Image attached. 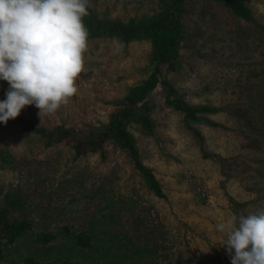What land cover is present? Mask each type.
Masks as SVG:
<instances>
[{"label":"rangeland","instance_id":"rangeland-1","mask_svg":"<svg viewBox=\"0 0 264 264\" xmlns=\"http://www.w3.org/2000/svg\"><path fill=\"white\" fill-rule=\"evenodd\" d=\"M243 1L250 19L216 0H184L179 65L161 67L175 96L218 111L188 125L158 86L152 132L128 124L164 197L110 140L103 154L76 156L65 140L49 145L13 119L0 123V264H231L215 225L264 208V0ZM89 9L127 22L160 4L91 0ZM87 43L77 93L50 115L25 106L26 119L77 130L106 123L110 101L151 71L148 39ZM8 88L0 80V92Z\"/></svg>","mask_w":264,"mask_h":264},{"label":"clouds","instance_id":"clouds-1","mask_svg":"<svg viewBox=\"0 0 264 264\" xmlns=\"http://www.w3.org/2000/svg\"><path fill=\"white\" fill-rule=\"evenodd\" d=\"M90 6L91 0H0V80L9 85L0 123L27 105L39 116L53 114L77 93L89 36L82 18ZM215 231L231 264H264V208L233 213Z\"/></svg>","mask_w":264,"mask_h":264},{"label":"trees","instance_id":"trees-1","mask_svg":"<svg viewBox=\"0 0 264 264\" xmlns=\"http://www.w3.org/2000/svg\"><path fill=\"white\" fill-rule=\"evenodd\" d=\"M216 1L221 2L243 19L251 18V11L243 0ZM183 2L184 0H159L160 9L157 12L151 15L131 17L127 22L99 17L90 9H88L89 15L82 18L89 33L88 37H116L123 44L132 40L148 39L151 43L152 68L149 75L139 84L130 87L124 96L110 101L116 107L106 123L90 124L85 130H77L62 124L47 128L39 124L33 116L26 119L21 112L13 121L22 130L45 137L49 145L65 140L72 146L76 156L96 151L103 154L104 143L110 140L126 151L134 168L144 179L148 188L155 195L164 197L161 184L152 170L145 166L141 160L135 138L129 131L128 124L135 122L146 131L152 132L154 122L150 115L154 103L150 96L158 86L164 91V103L168 107L182 112L188 125V121L203 120V117L199 115L218 111V108L208 105H187L180 97L175 96L173 85L162 76V65L171 71L179 65L180 41L183 37L181 16L185 10ZM4 99H6L5 94L0 92V101ZM191 129L193 130V128Z\"/></svg>","mask_w":264,"mask_h":264}]
</instances>
